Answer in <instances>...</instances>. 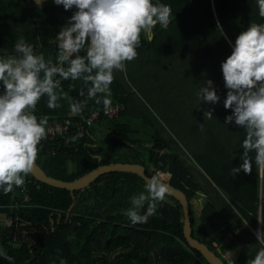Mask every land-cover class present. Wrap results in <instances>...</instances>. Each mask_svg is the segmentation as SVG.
I'll use <instances>...</instances> for the list:
<instances>
[{
    "label": "trees",
    "instance_id": "obj_1",
    "mask_svg": "<svg viewBox=\"0 0 264 264\" xmlns=\"http://www.w3.org/2000/svg\"><path fill=\"white\" fill-rule=\"evenodd\" d=\"M160 3L171 7V22L166 28L157 24L151 39L142 34L138 58L127 63L126 71L114 73L110 99L123 106L119 116L109 119L102 103L87 100L82 80L62 81L68 97L56 110L49 109L43 97L34 113L38 119H65L72 113V100H87L77 119L94 110L101 113L85 131L43 140L37 162L50 176L65 181L110 162L142 164L151 177L158 170L169 171L170 183L188 196L194 236L216 252L225 244L229 256L218 253L225 264H248L264 247L254 234L259 228L264 231V168L255 164L253 152L251 174L241 171L232 176V167L242 163L239 155L246 133L234 123L225 125L231 110L223 107L227 89L221 64L231 55L229 41L234 44L251 23H264V18L259 16L257 0ZM74 11L53 0H0V57L17 55L14 46L23 39L56 63L55 37ZM207 80L216 87L218 104L203 103L197 96ZM101 131L111 134L109 149L117 159L97 156L108 151L94 147ZM26 179L37 181L32 174ZM142 183L146 184L137 174L109 172L77 190L75 202L69 190L39 181L30 183L27 192L22 187L6 195L0 191V213L20 217L17 226H0V245L14 258L12 264H59L61 259L66 264H210L187 243L184 211L176 198L166 195L155 215L135 225L125 212L109 208L102 213L89 203L93 196L109 192L115 196L125 188L147 194ZM146 210L147 202L140 213ZM212 223L219 227L213 235L199 234ZM24 234L30 239L19 237ZM0 264L10 262L0 258Z\"/></svg>",
    "mask_w": 264,
    "mask_h": 264
},
{
    "label": "clouds",
    "instance_id": "obj_2",
    "mask_svg": "<svg viewBox=\"0 0 264 264\" xmlns=\"http://www.w3.org/2000/svg\"><path fill=\"white\" fill-rule=\"evenodd\" d=\"M57 6L75 11L55 37L58 45L56 63L37 54L23 39L15 46V56L0 57V191L5 195L23 187L32 173L41 142L47 139L46 118L34 114L38 102L47 97V107L60 108L67 98L62 81L82 80L87 86V100L103 104L107 112L112 104L111 84L114 73L126 71L127 63L138 58L141 35L151 38L159 24L171 22V7L160 0H53ZM259 16L264 18V0H257ZM232 52L221 64L224 87L223 107L231 110L225 125L235 124L246 133L239 155L242 163L232 167L233 178L241 171L252 172L255 164L264 168V23H251L231 44ZM84 52V55H81ZM90 85V86H89ZM70 85L69 88H73ZM84 90L80 96H84ZM197 96L206 104H218L220 96L212 80L199 89ZM87 100L70 103L74 115L84 111ZM208 118H213L209 110ZM76 139V137H73ZM235 154H233V159ZM145 192L130 198L131 207L124 213L133 225L146 223L155 215L157 205L165 201L168 184L158 175L150 177ZM147 202L144 214L140 210ZM257 241L264 246V231H257ZM0 258L12 264L14 258L0 247ZM59 264H66L61 259ZM229 264H233L229 261ZM248 264H264V247Z\"/></svg>",
    "mask_w": 264,
    "mask_h": 264
},
{
    "label": "water",
    "instance_id": "obj_3",
    "mask_svg": "<svg viewBox=\"0 0 264 264\" xmlns=\"http://www.w3.org/2000/svg\"><path fill=\"white\" fill-rule=\"evenodd\" d=\"M109 172H130L137 174L140 176L145 182L151 177L147 174L146 167L139 163H130V162H110L107 164H100L95 169L87 173L86 175L75 179L73 181H65L62 179H58L50 176L42 166L36 161L35 167L32 171V175L34 178L42 183L48 184L53 187L67 189L71 192L73 200H76L75 192L77 190H82L87 187H90L94 184L101 176ZM162 179V178H161ZM168 184L169 192L166 195L172 196L180 201L183 211H184V225H183V233L187 243L190 247L199 251L210 264H225V261L218 252L213 250L208 244L201 241L199 238L194 236L192 217H191V207L188 196L186 193L173 186L170 181H166L162 179ZM71 208L68 211V215L72 210ZM54 225V224H53ZM257 231H261L260 228L254 231L256 235Z\"/></svg>",
    "mask_w": 264,
    "mask_h": 264
},
{
    "label": "built area",
    "instance_id": "obj_4",
    "mask_svg": "<svg viewBox=\"0 0 264 264\" xmlns=\"http://www.w3.org/2000/svg\"><path fill=\"white\" fill-rule=\"evenodd\" d=\"M122 109H123V106L121 104L112 103L107 112L103 110V114L109 119L116 118L119 116ZM100 113L101 112L99 110H94L89 116L83 117L81 119H77L76 115L72 114L63 120L54 119V120L48 121L47 139H54L58 135H67L71 131H75L77 133L85 131L88 127L92 126L97 121V119L100 116ZM158 176L166 181H170L172 174L166 170L165 171L158 170ZM30 183L36 184L37 181H30L26 179V183L22 187L25 192L29 190L28 185ZM29 200H30L29 195H26L25 201H29ZM19 222H20V217L17 213L10 214V215H4L0 213V226L11 228L13 226H17Z\"/></svg>",
    "mask_w": 264,
    "mask_h": 264
},
{
    "label": "rangeland",
    "instance_id": "obj_5",
    "mask_svg": "<svg viewBox=\"0 0 264 264\" xmlns=\"http://www.w3.org/2000/svg\"><path fill=\"white\" fill-rule=\"evenodd\" d=\"M44 4L45 5H49L51 3H45L44 2ZM104 132L105 133H103L101 131V132H98L97 133L98 144H99L98 147H97V149H98V151L100 150V148H103L105 150H108L105 153L103 152V154H101L103 156V159L104 160L105 159L106 160L117 159V158H113V157H115V154L113 152L114 150L109 149V141H110V138H111V134H109L108 131H104ZM141 185H143V189L146 191L145 185L143 183ZM127 191L128 190L125 188V191L124 192H119L115 196H113L111 194V192H109L108 195L102 193L101 195H98L96 197L95 196L91 197L89 203L91 205L92 204H95V207L97 206V210H99L102 213L105 212L106 210H108L109 208H111L112 210L126 212V210L131 207L130 198L133 195H138L139 194V191L136 190V189L133 191V193H131V192L129 193ZM97 200L100 201L99 204H97L98 203ZM217 225L214 224V223L207 224L206 226H204L202 228V230H201V232L199 234H202L203 233V234H205L209 238L211 235L214 234V232L217 229H219V227ZM19 237H22L23 239H25V238L26 239H30V235L29 234H24L23 236L22 235H19ZM224 246H225V244H222V245L218 246L217 252L220 253V254H222L223 257H228L229 255L224 252ZM0 247H2V245ZM236 252H237V250L235 252H232L231 255H236Z\"/></svg>",
    "mask_w": 264,
    "mask_h": 264
},
{
    "label": "crops",
    "instance_id": "obj_6",
    "mask_svg": "<svg viewBox=\"0 0 264 264\" xmlns=\"http://www.w3.org/2000/svg\"><path fill=\"white\" fill-rule=\"evenodd\" d=\"M152 37H153V33H152V35H151V38H152ZM151 38H150V39H151ZM72 114H73V113H71L70 115H72ZM88 116H89V115H88ZM98 145H99V144H98V141H97V144H95L94 147H96V149H97ZM99 154H100V152H98V155H97V156H99V158L101 159V154H100V155H99Z\"/></svg>",
    "mask_w": 264,
    "mask_h": 264
}]
</instances>
